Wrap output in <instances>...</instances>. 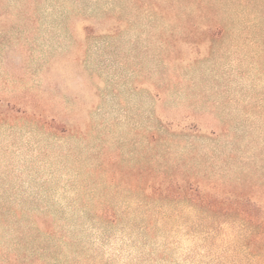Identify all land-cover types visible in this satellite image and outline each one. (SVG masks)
Instances as JSON below:
<instances>
[{
	"label": "rangeland",
	"instance_id": "obj_1",
	"mask_svg": "<svg viewBox=\"0 0 264 264\" xmlns=\"http://www.w3.org/2000/svg\"><path fill=\"white\" fill-rule=\"evenodd\" d=\"M240 199L264 0H0V264H264Z\"/></svg>",
	"mask_w": 264,
	"mask_h": 264
},
{
	"label": "trees",
	"instance_id": "obj_2",
	"mask_svg": "<svg viewBox=\"0 0 264 264\" xmlns=\"http://www.w3.org/2000/svg\"><path fill=\"white\" fill-rule=\"evenodd\" d=\"M197 201L203 203L206 198L201 194L197 195ZM235 201H238L236 199ZM224 214H233L242 222L254 228L257 234L264 235V209L256 206L248 199H240L237 204H231L228 208L216 210Z\"/></svg>",
	"mask_w": 264,
	"mask_h": 264
}]
</instances>
